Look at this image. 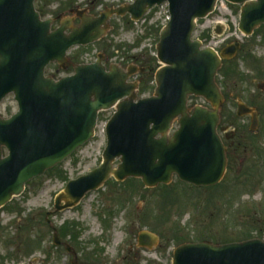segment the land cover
Here are the masks:
<instances>
[{"label":"water","instance_id":"95a60500","mask_svg":"<svg viewBox=\"0 0 264 264\" xmlns=\"http://www.w3.org/2000/svg\"><path fill=\"white\" fill-rule=\"evenodd\" d=\"M35 1L0 0V101L13 93L18 104L10 119L0 117V208L19 196L25 183L88 142L98 113L110 109L115 112L105 127L102 163L68 183L56 200L55 212L75 206L110 177L139 178L148 188L168 184L173 175L195 186H212L222 179L225 147L216 128L223 99L214 81L221 60L213 49H202L199 40H192L196 21L211 14L217 0H135L97 17L76 12L79 25L71 27L73 19H65L52 31V20L40 19ZM226 1L242 5L239 29L244 35L264 24V0ZM166 2L170 20L156 47L161 66L151 97L138 99V83H128L143 69L130 66L123 71L111 65L107 71L100 55L93 64L76 66L72 76L58 81L44 76L50 63L64 67L70 48L104 37L112 16L129 14L138 21L153 6ZM236 50L226 48L221 56L230 59ZM189 96L204 98L212 110L197 106L190 113ZM174 122L178 129L169 138ZM155 240L145 232L139 236L142 246ZM173 257V264H264V242L185 244Z\"/></svg>","mask_w":264,"mask_h":264},{"label":"rangeland","instance_id":"374dc122","mask_svg":"<svg viewBox=\"0 0 264 264\" xmlns=\"http://www.w3.org/2000/svg\"><path fill=\"white\" fill-rule=\"evenodd\" d=\"M134 1L38 0L36 7L43 11L45 18L53 19L64 18L70 9L76 8L89 9V13L96 16L106 9L132 4ZM238 17L239 6L224 1L207 19L197 23L194 38L205 40V45L217 49L220 41L236 33ZM167 18L166 4L152 8L137 23L127 14L113 16L108 22L109 31L100 41L82 49L69 50L67 56L71 65L68 70L50 64L45 74L55 79L65 77L74 65L92 63L98 54H102L105 56L103 64L107 68L110 65L122 69L129 66L139 69L145 67L147 71L144 75L129 80L140 81L137 97H149L154 92L153 75L159 67L155 57L156 46ZM217 22L225 29L224 35L219 38L213 33ZM57 24L58 21L52 28ZM258 41L260 39L255 44ZM258 50L256 55L262 53L264 56L263 46ZM252 69L241 70L242 83L233 78L224 81L228 85H247L245 91L248 94L252 90L251 85L262 81ZM233 81H236L235 84ZM232 102L229 99V104ZM194 104L202 105L200 100ZM228 109H233L234 113L235 105L232 104ZM16 111L17 106L11 96L0 105V115L5 118ZM113 111L99 114L95 137L91 141L54 169L27 183L21 196L13 198L0 209V264H53L51 258L43 260L45 248H49L52 241V231L45 223V213L53 210L55 196L68 181L87 174L100 164L106 146L104 128ZM236 125L245 126L246 121H238ZM252 140L253 149L247 159L236 165L213 188L193 189L176 179L167 187L160 186L152 190L145 189L137 180L126 179L121 183V204L124 203L121 207V248L128 241L131 226H135L136 231L147 230L159 237L158 245L153 249L141 250L142 264H171L172 251L186 238L198 241L208 237L216 242H238L250 238L264 241V133L259 141ZM116 164L117 161L114 167ZM119 189L118 182L109 180L100 191L87 195L77 210L51 215V225L57 227L63 221L75 222L79 241H100L101 237H105L104 241L109 243L112 253L119 240L117 211L110 216L106 214L107 223L103 222V216L97 211L103 205L113 208ZM125 199H129L130 203H125ZM131 209L134 210V217L130 213Z\"/></svg>","mask_w":264,"mask_h":264},{"label":"flooded vegetation","instance_id":"af4514ba","mask_svg":"<svg viewBox=\"0 0 264 264\" xmlns=\"http://www.w3.org/2000/svg\"><path fill=\"white\" fill-rule=\"evenodd\" d=\"M77 10V8L75 10L70 9L68 11V17H73ZM84 10L86 15H91L89 9ZM59 23L60 20L57 25H59ZM78 23L79 20L76 19L72 22V25L75 26ZM230 38L231 40H229ZM258 39H260V41H258L259 43L255 44ZM237 41H239V48L236 55L231 60L221 61V69L215 78L216 85L223 96V106L219 112L220 121L217 126V133L226 147V174L233 170L236 165L243 163L247 159L249 152L253 149L252 139L259 141L264 133V56L262 53L261 55H256V52L260 51L258 50L259 48L261 49L263 46L264 49V25L255 30L249 37H243L237 30L231 37L223 39L219 42L217 48L218 55H221L226 47L237 43ZM260 42H262V45ZM104 60L105 56L103 55V61ZM70 65V60H68L64 71L68 70ZM244 68H253L252 70H254L262 80L256 83V85H251L252 90L248 94H246L245 91L247 85H228L227 81H224V79L233 78V80L242 83L241 78H243V75L241 70ZM69 75L70 74H67L66 76ZM235 82L236 81H233V84H235ZM236 91H238L239 94ZM229 99H232L233 101L231 104H229ZM197 100L198 99L190 98V103ZM199 100L201 101V104L208 105L204 100ZM232 104L233 106L235 105L234 113H232L233 109H228ZM240 105L243 106L242 110L246 113L242 117L238 116ZM244 120L246 121L245 126L236 125L238 121ZM187 185L193 188V186L189 184ZM118 186L120 189L116 196V200L113 202V208L105 207L106 205H103V208L97 211L99 215L103 216L102 220L104 223H107L106 214L110 216L115 210L117 211L119 219V240L112 253L109 249V243L104 241L105 237H101L100 241H86L83 243L79 241V236L76 231L78 229L77 224L75 222L63 221L62 223L57 224V227H55L54 230L58 239L56 245L52 246V244H50L49 248H45V258L43 260L51 258L53 264H142L141 250L143 248L138 244V236L142 230L139 229L136 231V227L131 226L129 228L131 231L129 233L128 241H125L123 245L124 248H121V207L124 203L121 204V183H118ZM125 200L127 202H125ZM125 200V203H130L129 199ZM104 201L107 200H103V202ZM80 205L81 203L73 208L72 211L77 210V207ZM67 212L70 211L62 212L60 214ZM130 213L132 214V217H134V210L131 209ZM104 232L105 231L102 232V235ZM188 241L189 240H185L183 243Z\"/></svg>","mask_w":264,"mask_h":264},{"label":"trees","instance_id":"16d2710c","mask_svg":"<svg viewBox=\"0 0 264 264\" xmlns=\"http://www.w3.org/2000/svg\"><path fill=\"white\" fill-rule=\"evenodd\" d=\"M39 12L42 14V16H44V13H43V11L39 10ZM146 71H147V70H146Z\"/></svg>","mask_w":264,"mask_h":264}]
</instances>
